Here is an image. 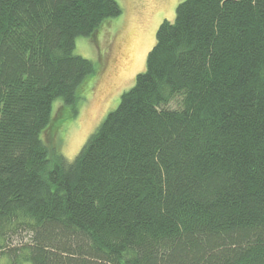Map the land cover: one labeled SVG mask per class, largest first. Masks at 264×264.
<instances>
[{
  "label": "trees",
  "instance_id": "obj_1",
  "mask_svg": "<svg viewBox=\"0 0 264 264\" xmlns=\"http://www.w3.org/2000/svg\"><path fill=\"white\" fill-rule=\"evenodd\" d=\"M122 13L0 0V264H264V0L182 1L69 162L76 40Z\"/></svg>",
  "mask_w": 264,
  "mask_h": 264
},
{
  "label": "rangeland",
  "instance_id": "obj_2",
  "mask_svg": "<svg viewBox=\"0 0 264 264\" xmlns=\"http://www.w3.org/2000/svg\"><path fill=\"white\" fill-rule=\"evenodd\" d=\"M116 1L122 8L120 17L108 20L92 38L76 40L75 54L92 61L96 73L78 90V115L72 117L71 107L64 106L59 120L64 127L59 135L62 153L69 162L134 86L136 76L145 69L159 26L175 20L176 8L184 0ZM60 105L62 101L54 103L53 113Z\"/></svg>",
  "mask_w": 264,
  "mask_h": 264
}]
</instances>
